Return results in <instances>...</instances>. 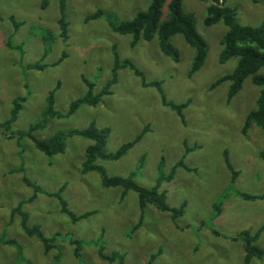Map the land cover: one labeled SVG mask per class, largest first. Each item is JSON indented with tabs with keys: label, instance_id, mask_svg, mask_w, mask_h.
<instances>
[{
	"label": "rangeland",
	"instance_id": "rangeland-1",
	"mask_svg": "<svg viewBox=\"0 0 264 264\" xmlns=\"http://www.w3.org/2000/svg\"><path fill=\"white\" fill-rule=\"evenodd\" d=\"M150 1L66 0L64 39L57 21L58 0H48L44 9L40 0H0V123L9 118L13 98L25 97L16 120L0 127V236L16 239L22 251L19 257L13 246L0 244V264H115L99 258L100 244L106 254L123 253L124 264H144L158 249L152 264H243V244L234 237L244 229L254 232L259 228L262 232L256 243L264 249V131L254 123L243 131L260 87L247 77L232 98L227 96L228 81L211 88L217 78L234 69L237 58L219 61L220 40L227 27L222 21L210 26L204 23L205 0L182 2L207 43L204 63L191 76L187 72L194 49L181 34L170 40L179 51L175 62L160 50L156 36L132 46L129 34L117 33L109 25L110 19L131 18ZM225 2L236 10L241 24L257 26L264 21V0ZM98 11L102 14L89 18ZM114 52L141 70L146 84L128 67L121 68L111 93L99 104L81 105L68 117L48 118L43 127L30 133L46 139L60 130L84 128L94 122L110 128L106 149L115 151L147 126L141 140L120 159H98L97 163L109 176L134 173L139 184L152 187L161 156L165 173L183 158L190 170L177 167L172 179L159 187L170 207L185 203L183 215L175 221L170 213L148 205L138 223L135 191L129 190L121 199V187L103 186L95 170L82 173L84 153L92 140L73 135L67 138L63 152L47 155L28 136L17 134L43 120L50 90L56 88L55 109L60 112H66L70 102L85 93L83 77L99 91L111 77ZM38 61L45 65L43 69L27 68ZM258 73L264 74V67ZM153 81L161 82L166 100L189 101L183 118L162 102ZM224 151L237 172L233 182ZM24 176L46 192L65 185L62 195L72 211L94 212L73 223L60 211L56 198L39 192L27 200L34 190L24 183ZM234 192L256 198L246 200ZM220 200L225 203L224 213L211 218L212 204ZM20 201H24L22 210L28 213L29 226L39 224L47 237L59 233L49 250L21 228V216L14 211ZM68 232L83 241L79 257L64 238ZM249 264H264V256L252 258Z\"/></svg>",
	"mask_w": 264,
	"mask_h": 264
},
{
	"label": "trees",
	"instance_id": "trees-1",
	"mask_svg": "<svg viewBox=\"0 0 264 264\" xmlns=\"http://www.w3.org/2000/svg\"><path fill=\"white\" fill-rule=\"evenodd\" d=\"M205 1L208 4L206 6L204 23L210 26L222 21L227 27L226 33L220 40L222 49L219 55V61L223 63L230 58H237V64L234 69L231 72L217 78L211 84V88L222 82L228 81L229 88L227 96L228 98H232L242 88L244 79L250 77L251 82L256 86H259L260 90L255 101V107L251 109L245 116L243 131L245 132L252 123L256 124L264 131V74L258 73V70L261 67H264V21L262 24L257 26L241 24L236 18V10L233 7L227 5L225 0ZM182 2L183 0H151L145 9L136 12V14L131 18L121 20L119 22H115L110 19L109 25L117 33L129 34L131 36L130 44L132 46L136 45L140 39L150 41L154 36H156L160 50L175 62L179 60V51L170 40L173 35L181 34L184 41L194 49L191 66L187 72V75L191 76L194 72L199 70L204 63L207 55V43L203 36L196 29L194 15L190 12L184 11ZM47 5L48 0H40L41 9L46 8ZM58 10L59 17L57 21L60 29V35L66 39V0H58ZM101 14L102 12L98 11L90 15L91 17H88L93 18ZM113 57L114 61L111 77L105 82L99 91H95V84L91 80L83 77L82 80L87 87L85 93L82 96L73 99L70 102L66 112H60L59 110L55 109L54 92L56 88L50 90L46 96L45 107L43 110V120L32 124L28 131H18L17 134L19 136H28L33 141L34 146L47 155H54L56 153L63 152L66 146V140L70 136L77 135L79 137L92 140L93 142L87 146L84 153L85 158L81 167L82 173H86L91 170L97 171L101 177L103 186L121 187V199L127 194L129 190L135 191L138 195V204L140 209L138 223L141 222L143 212L148 205H153L162 212L170 213V218L175 221L177 218L183 215V207L185 203H182L179 208L170 207L166 203L164 191H159V187L164 181H169L172 179L177 167L181 166L190 170V168L184 164L183 158L175 163L169 173H165L161 169L164 163V158L161 156L158 164L159 174L155 184L152 187H146L139 184L135 180L134 173H130L128 176H109L106 174L105 168L97 163L98 159L111 161L120 159L128 152L130 148L133 147L134 144L141 140L143 134L148 130L147 126H144L141 131L134 136L133 139L122 143L115 151H108L106 149V141L110 134V128L107 126H98L94 122H90L84 128L60 130L52 137L46 139H38L30 133V131L35 128L43 127L46 124L48 118L68 117L69 115L73 114L81 105L93 106L99 104L104 95L111 93V87L116 83L118 70L121 68L128 67L136 76L140 77L143 84H146L143 72L139 70L130 60H121L117 52H114ZM44 66L45 65L43 63L38 61L36 64H28L27 68L43 69ZM151 83L158 87V90L161 93L162 102L170 106L171 109L178 114V116L183 118L182 111L188 105L189 101L179 104L168 101L166 100L165 95L160 87L161 82L153 81ZM24 101V96L19 95L13 98L10 116L7 120L0 123V127L5 128L6 125H10L16 120ZM11 136L13 135H9V137ZM185 152H188V150L186 149ZM224 154L225 163L231 171V181L233 182L237 176V172L229 163L226 151H224ZM261 156L264 157V150L261 152ZM143 158L144 155L140 157L138 161V167L141 166ZM22 180L26 185L31 186L34 190V193L27 200L31 201L39 192L45 193L49 197H54L59 202L60 211L66 214L73 223L89 217L94 212V210H90L81 214H77L72 211L69 208L66 199L62 195L65 185H61L58 190L54 192H46L29 178L24 176L22 177ZM234 194L246 200L256 198V196L243 192H234ZM226 195L227 193L223 194L222 197L225 198ZM222 200L216 201L212 204L213 211L211 218H215L220 213ZM23 204L24 201H20L14 208V211L18 212L21 216V228L27 234L36 236V238L42 242L45 251L49 250L53 243L56 242L59 233L57 232L51 237H47L43 235L39 224H33L29 226L28 213L22 210ZM138 223L134 226V228L138 226ZM208 228H210L213 234H220L212 227ZM261 231V228L255 230L254 232L250 229H244L234 237L242 241L244 249L243 264H249L251 259L254 257L261 258L264 256V249L256 243ZM64 238L68 240V242L73 246V255L75 257H79L83 241L73 237L69 232L65 234ZM0 244L13 246V248L16 249L17 255L19 257L21 256V246L16 241V239L0 236ZM97 252L99 258L102 260L114 262L115 264H124L125 255L119 251H113L109 254H106L102 245L100 244L98 245ZM159 253L160 249H158L157 252L150 254L148 260L144 264H152L153 260Z\"/></svg>",
	"mask_w": 264,
	"mask_h": 264
},
{
	"label": "crops",
	"instance_id": "crops-1",
	"mask_svg": "<svg viewBox=\"0 0 264 264\" xmlns=\"http://www.w3.org/2000/svg\"><path fill=\"white\" fill-rule=\"evenodd\" d=\"M226 200V199H225ZM224 202L222 203V207H221V211H220V213L218 214V216H220L221 214H223L224 213V209H225V207H224ZM219 232V231H218ZM262 232V231H261ZM220 233V232H219ZM261 234V233H260Z\"/></svg>",
	"mask_w": 264,
	"mask_h": 264
}]
</instances>
